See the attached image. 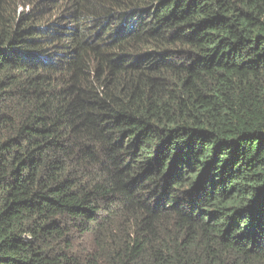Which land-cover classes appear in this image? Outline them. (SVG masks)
Masks as SVG:
<instances>
[{"label": "trees", "instance_id": "trees-1", "mask_svg": "<svg viewBox=\"0 0 264 264\" xmlns=\"http://www.w3.org/2000/svg\"><path fill=\"white\" fill-rule=\"evenodd\" d=\"M0 264H264V0H0Z\"/></svg>", "mask_w": 264, "mask_h": 264}]
</instances>
